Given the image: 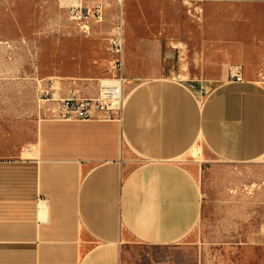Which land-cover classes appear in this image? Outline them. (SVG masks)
Returning <instances> with one entry per match:
<instances>
[{"label":"crops","instance_id":"crops-1","mask_svg":"<svg viewBox=\"0 0 264 264\" xmlns=\"http://www.w3.org/2000/svg\"><path fill=\"white\" fill-rule=\"evenodd\" d=\"M124 4L106 11L120 7L126 33ZM132 56L120 118H42L36 154L0 158V264H129L136 247L180 249L201 214L198 160L264 154V85L230 80L225 65L199 87L140 77Z\"/></svg>","mask_w":264,"mask_h":264},{"label":"rangeland","instance_id":"rangeland-1","mask_svg":"<svg viewBox=\"0 0 264 264\" xmlns=\"http://www.w3.org/2000/svg\"><path fill=\"white\" fill-rule=\"evenodd\" d=\"M202 6L194 17L181 1L125 0L130 70L140 77L159 71L199 87L221 78L222 66L241 64L246 80L264 85V0ZM68 7L69 0H0V158L36 154L39 123L51 117L40 113V99L53 81L60 95L73 87L90 96L108 74L120 7H109L90 32L69 18ZM192 151L205 159L200 146ZM198 167L202 209L184 247H136L129 264H264V154L250 161L213 156Z\"/></svg>","mask_w":264,"mask_h":264},{"label":"built area","instance_id":"built-area-1","mask_svg":"<svg viewBox=\"0 0 264 264\" xmlns=\"http://www.w3.org/2000/svg\"><path fill=\"white\" fill-rule=\"evenodd\" d=\"M110 0H69L68 16L82 30L90 32L92 23L104 20ZM121 5L125 0H116ZM174 1V0H171ZM188 6L194 17L203 12L205 0H180ZM125 26L120 14L109 36L107 51L108 74L98 78V91L85 96L77 89L70 88L66 95L58 94L55 81L43 90L40 99V113L51 117L69 119L120 118L125 102V85L128 77L125 73ZM228 77L233 81H244V68L241 64L229 66ZM72 82L77 79L70 78Z\"/></svg>","mask_w":264,"mask_h":264}]
</instances>
